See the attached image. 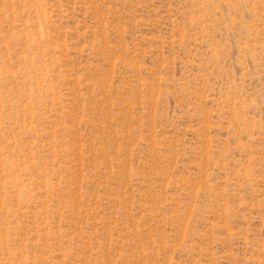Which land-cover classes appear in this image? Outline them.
I'll list each match as a JSON object with an SVG mask.
<instances>
[{
  "label": "rangeland",
  "instance_id": "1",
  "mask_svg": "<svg viewBox=\"0 0 264 264\" xmlns=\"http://www.w3.org/2000/svg\"><path fill=\"white\" fill-rule=\"evenodd\" d=\"M0 264H264V0H0Z\"/></svg>",
  "mask_w": 264,
  "mask_h": 264
}]
</instances>
